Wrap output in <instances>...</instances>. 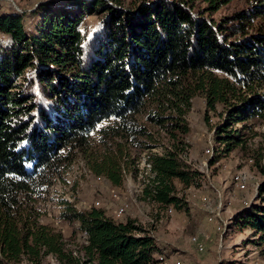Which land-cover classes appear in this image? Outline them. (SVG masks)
<instances>
[{"label": "trees", "instance_id": "1", "mask_svg": "<svg viewBox=\"0 0 264 264\" xmlns=\"http://www.w3.org/2000/svg\"><path fill=\"white\" fill-rule=\"evenodd\" d=\"M229 1L46 3L33 12L40 24L32 34L25 13H0V264L155 263L160 246L137 220L61 198L59 217L84 237L73 254L61 231L42 222L41 202L54 182H67L75 159L118 186L124 173L141 174L143 155L150 171L140 197L165 211L185 208L174 181L186 188L203 177L181 158L191 98L206 110L219 106L220 154L243 145L248 118L264 122V0L214 18ZM85 14L97 16L91 35L80 24ZM260 160L253 201L230 224L250 230L247 242L264 257Z\"/></svg>", "mask_w": 264, "mask_h": 264}, {"label": "rangeland", "instance_id": "2", "mask_svg": "<svg viewBox=\"0 0 264 264\" xmlns=\"http://www.w3.org/2000/svg\"><path fill=\"white\" fill-rule=\"evenodd\" d=\"M63 1L0 0V13H25L23 23L26 31L32 34L40 24L38 14H33L39 5L49 3L53 6ZM122 1L126 3L130 0ZM252 3V0H230L213 17L230 16ZM256 22H261V19ZM82 23L89 35L98 28L95 15H83ZM6 40L7 37L0 33V45ZM219 110V106L215 112L206 110L199 96L190 100L185 115L188 131L183 140L186 147L181 158L203 177L200 176L197 184L186 188L174 181L178 194L185 201V208L177 210L169 207L165 211L151 206L140 197L142 178L148 176L150 171L142 153L137 163L141 174L138 172L134 175L132 171L124 173L118 186L95 178L79 159H75L71 170L65 175L67 182H54L41 202L44 211L42 222L60 230L64 242L72 248L73 254L78 255L84 237L75 231V224L64 222L59 217L62 209L59 200L66 198L76 209L95 207L102 209L107 216L120 218L117 221L125 218L137 220L160 246L157 252L160 255L153 264H264V257L247 242L250 230L230 224L232 214L253 201L256 184L262 178L255 162L259 160L261 164L260 158L264 156V122L255 117L248 118L243 145L220 154L217 153L220 146L214 142L213 134L215 125L222 117L218 115ZM152 150L160 149L155 147ZM235 176L242 179V187L236 186ZM110 195L115 197L112 199ZM21 264L29 263L24 261ZM42 264L59 263L53 257H46Z\"/></svg>", "mask_w": 264, "mask_h": 264}, {"label": "bare ground", "instance_id": "3", "mask_svg": "<svg viewBox=\"0 0 264 264\" xmlns=\"http://www.w3.org/2000/svg\"><path fill=\"white\" fill-rule=\"evenodd\" d=\"M234 179V178H233ZM235 183H236V186L238 187H242L243 183H242V179L238 176H235V179H234ZM241 189V188H240ZM113 199V198H112ZM171 213V212H170Z\"/></svg>", "mask_w": 264, "mask_h": 264}, {"label": "built area", "instance_id": "4", "mask_svg": "<svg viewBox=\"0 0 264 264\" xmlns=\"http://www.w3.org/2000/svg\"><path fill=\"white\" fill-rule=\"evenodd\" d=\"M111 198L115 197V195H110Z\"/></svg>", "mask_w": 264, "mask_h": 264}, {"label": "crops", "instance_id": "5", "mask_svg": "<svg viewBox=\"0 0 264 264\" xmlns=\"http://www.w3.org/2000/svg\"><path fill=\"white\" fill-rule=\"evenodd\" d=\"M253 253H256V250H253Z\"/></svg>", "mask_w": 264, "mask_h": 264}]
</instances>
